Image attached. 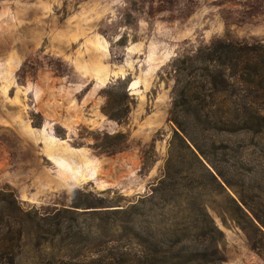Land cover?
Listing matches in <instances>:
<instances>
[{
  "label": "rangeland",
  "instance_id": "1",
  "mask_svg": "<svg viewBox=\"0 0 264 264\" xmlns=\"http://www.w3.org/2000/svg\"><path fill=\"white\" fill-rule=\"evenodd\" d=\"M0 264H264V0H0Z\"/></svg>",
  "mask_w": 264,
  "mask_h": 264
},
{
  "label": "trees",
  "instance_id": "2",
  "mask_svg": "<svg viewBox=\"0 0 264 264\" xmlns=\"http://www.w3.org/2000/svg\"><path fill=\"white\" fill-rule=\"evenodd\" d=\"M257 56V51L253 45L232 42L226 40L215 41L208 46H205L193 55L192 59L206 60L208 66H212L217 70V73L222 78L234 77L244 59H254ZM243 58V59H242ZM229 68L234 69L235 74L231 75L228 71ZM257 83V82H256ZM255 83V84H256ZM258 84H260L258 82ZM179 80L175 83V92L178 88ZM187 90L184 89L182 94H185ZM110 111V110H109ZM111 118H117L114 114L110 113ZM190 139V137H188Z\"/></svg>",
  "mask_w": 264,
  "mask_h": 264
}]
</instances>
